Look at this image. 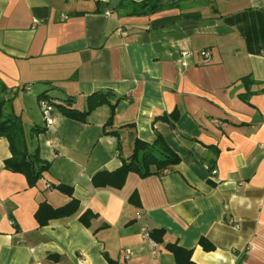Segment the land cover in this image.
<instances>
[{
  "label": "crops",
  "instance_id": "1",
  "mask_svg": "<svg viewBox=\"0 0 264 264\" xmlns=\"http://www.w3.org/2000/svg\"><path fill=\"white\" fill-rule=\"evenodd\" d=\"M160 1L143 15L131 0H0L3 113L21 120L30 152L50 164L30 187L5 168L11 151L0 137V264H177L166 244L191 250L195 264H264V0ZM182 50L193 53L187 66ZM44 92L72 95L79 111L98 93L110 103L85 122L55 109L48 126ZM176 110V121L162 119ZM157 135L180 158L172 170L130 173L121 189L93 186L136 139ZM71 198L77 214L39 226L40 203ZM86 211L96 215L89 226ZM143 228L164 230V243Z\"/></svg>",
  "mask_w": 264,
  "mask_h": 264
},
{
  "label": "trees",
  "instance_id": "2",
  "mask_svg": "<svg viewBox=\"0 0 264 264\" xmlns=\"http://www.w3.org/2000/svg\"><path fill=\"white\" fill-rule=\"evenodd\" d=\"M136 4L138 5L135 13L143 15L160 11L165 7L160 0H146ZM246 84L248 90L241 94L240 98L248 102L250 95L253 94L250 87L254 84V81L247 77ZM5 91L6 88L0 84V137H4L9 141L11 151V157L5 161V168L13 173L22 174L27 179L28 185L34 187L41 179L42 174L49 170L50 164L41 159L37 150L30 152L21 120L16 117H7L4 115L3 106L5 103L1 95ZM109 96L110 93L93 95L89 99L87 108L84 111H79L74 108L76 99L72 95H66L64 99H60L49 97L47 92H44L39 96V100L47 98L54 107V110L57 109L66 118L78 122H85L93 110L103 104L110 103L108 100ZM115 107L116 105H110L111 113L106 124L107 126H112L113 124ZM178 117L179 112L176 110L171 114L163 115L162 119L171 122L172 120L176 121ZM115 133L111 132L109 134ZM179 162V156L171 149L161 135H157V138L152 143L136 139L131 156L127 160H123L122 165L114 171H101L96 173L92 178V184L96 188L113 187L121 189L130 173H136L142 178L161 175L167 170H172ZM55 188L70 197L73 195V188L71 186L59 184ZM133 199L134 197L131 201ZM79 204V201L74 198H71L67 204L60 207H53L47 202H42L35 213V218L39 226L44 227L52 220L74 216L79 212ZM94 218H96L95 214L91 211H86L81 215L80 221L85 226H89L91 220ZM150 235L155 243H164V230H154L150 232ZM200 244L205 251L214 249L212 244L205 239H201ZM165 247L173 253L177 264H195L191 261V250L174 244H166ZM51 258L56 259L55 256ZM107 259L109 264H118L109 257Z\"/></svg>",
  "mask_w": 264,
  "mask_h": 264
},
{
  "label": "built area",
  "instance_id": "3",
  "mask_svg": "<svg viewBox=\"0 0 264 264\" xmlns=\"http://www.w3.org/2000/svg\"><path fill=\"white\" fill-rule=\"evenodd\" d=\"M134 3H142L146 0H132ZM107 15L110 14L109 11L106 12ZM121 34L122 35H125V31H121ZM181 56L182 58L184 59L183 61V65L184 66H187V62H186V59L191 57L192 56V52L188 51V50H182L181 51ZM203 59L205 60V62H208L210 61L211 59V54L208 52V51H203L201 53ZM39 105H40V108H41V111H42V114H43V117L46 121V124L48 126L52 125L53 123V112H54V107L52 106V104L50 103V101L47 99V98H42L39 100ZM208 170L211 171V173L213 175H215L217 173V170L212 168L210 169L209 167H207ZM143 235L146 239H149V240H152L151 239V235H150V231H148L146 228H143ZM154 245V244H153Z\"/></svg>",
  "mask_w": 264,
  "mask_h": 264
}]
</instances>
